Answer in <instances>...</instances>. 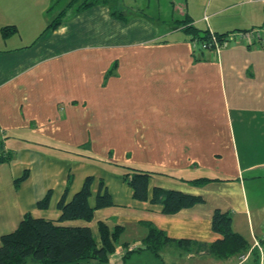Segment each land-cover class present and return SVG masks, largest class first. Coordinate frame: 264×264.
I'll list each match as a JSON object with an SVG mask.
<instances>
[{
	"label": "crops",
	"instance_id": "obj_1",
	"mask_svg": "<svg viewBox=\"0 0 264 264\" xmlns=\"http://www.w3.org/2000/svg\"><path fill=\"white\" fill-rule=\"evenodd\" d=\"M120 1L124 19L112 15L115 3L0 0V236L26 212L56 221L68 178L66 200L92 176L89 204L102 180L113 205L91 221L58 224L89 226L97 242L99 221L122 226L108 264L149 251L143 221L175 240L215 241V209L230 212L247 257L171 243L155 255L167 251L160 264H264V50L239 38L218 53L195 49L177 23L189 17L219 33L264 27V0ZM116 165L149 172V195L157 186L203 201L162 213L133 198ZM201 177L213 180L188 181ZM48 191V207L39 208Z\"/></svg>",
	"mask_w": 264,
	"mask_h": 264
},
{
	"label": "trees",
	"instance_id": "obj_2",
	"mask_svg": "<svg viewBox=\"0 0 264 264\" xmlns=\"http://www.w3.org/2000/svg\"><path fill=\"white\" fill-rule=\"evenodd\" d=\"M78 1V8L83 9L95 4L108 5L109 0H72ZM119 4L120 0H112ZM121 7V6H120ZM122 9V8H121ZM124 11L112 10V15L119 19H124ZM63 11L60 12L47 27H56L61 20ZM178 25L191 36V41H197V48L201 47V42L209 38L210 30L197 28L192 24L189 17L178 20ZM8 27L1 29L5 36ZM248 30V29H247ZM219 42H223L229 32H214ZM195 48V49H197ZM0 156V161H3ZM123 179L132 189L133 198L140 201L149 200L151 203L161 205L162 213H175L183 208L191 207L202 202L199 195L185 193L175 189L153 187L151 194L148 193V181L150 173L143 170L122 166ZM27 173L16 179V185L25 178ZM219 179V178H215ZM211 178H196L188 180L196 186L208 183ZM92 176H87L81 188L74 193L70 200H66V194L71 183L68 178L64 193L57 202V209L60 215L56 221L35 217L30 212H26L20 220L18 226L11 232L0 236V264H108L109 256L115 251V244L118 242L123 227L115 225L112 229L104 222L97 223L99 242L92 234L89 226H68L58 224L65 220L82 219L91 221L94 210L97 208L113 205L110 193L104 188L103 181H99L98 192L95 196L94 205L89 204L91 195ZM51 192L48 191L37 201L39 208H47L50 202ZM147 228L146 236L143 239L145 249L159 257L160 250L171 243L183 246L185 249L204 250L216 258H227L232 255L243 254L249 250L248 241L239 233L235 232L231 226V214L228 211L215 209L211 219V229L220 234L221 237L213 242H196L186 239L175 240L169 238L162 230L155 227L151 222L143 221ZM139 251V249H128L127 253ZM258 259V255L255 256Z\"/></svg>",
	"mask_w": 264,
	"mask_h": 264
},
{
	"label": "built area",
	"instance_id": "obj_3",
	"mask_svg": "<svg viewBox=\"0 0 264 264\" xmlns=\"http://www.w3.org/2000/svg\"><path fill=\"white\" fill-rule=\"evenodd\" d=\"M209 34H210L209 38L201 42V47L203 49L213 50L218 53L222 44L239 38L250 44L256 43L264 50V27H256V28H251L248 30L228 33L225 36V39L223 40V42L221 43L217 39V36L211 30ZM193 45L195 48H197L198 46L197 41H194ZM3 132H4L3 128L0 127V134L2 135ZM256 244L258 243L256 242ZM246 257H247V254L243 253L240 255L239 258L241 260H244Z\"/></svg>",
	"mask_w": 264,
	"mask_h": 264
},
{
	"label": "rangeland",
	"instance_id": "obj_4",
	"mask_svg": "<svg viewBox=\"0 0 264 264\" xmlns=\"http://www.w3.org/2000/svg\"><path fill=\"white\" fill-rule=\"evenodd\" d=\"M80 3H82L84 0H79ZM87 1H90V0H87ZM115 2L112 1V0H109V3L108 5H112L114 4ZM116 9H118L119 11H121V8H119V5L117 4L116 6ZM146 12V10H145ZM178 17V16H177ZM180 17V16H179ZM174 18H176V14L174 16ZM168 19V18H167ZM169 22V21H168ZM201 27V26H200ZM231 33V32H230ZM93 163H97V165L100 166V168H103V165H106L108 166V163H103L99 158L97 157H94V159H92ZM114 169L116 171H119V172H123V168L122 166L118 167L117 165L116 166H113ZM167 251H163L162 252V255L160 258L156 257L153 253H151L150 251H145L143 253H137V252H134L132 253L131 255H129L128 257L125 258V264H160L162 263L163 261H167Z\"/></svg>",
	"mask_w": 264,
	"mask_h": 264
}]
</instances>
